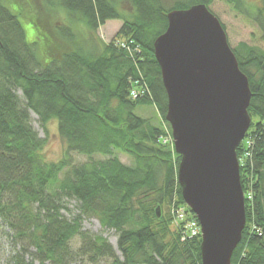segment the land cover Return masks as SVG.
<instances>
[{"label": "trees", "instance_id": "obj_1", "mask_svg": "<svg viewBox=\"0 0 264 264\" xmlns=\"http://www.w3.org/2000/svg\"><path fill=\"white\" fill-rule=\"evenodd\" d=\"M259 1L252 9L242 0H229L258 26L264 41V0ZM44 4L78 17L91 34L109 21L123 24L114 41L98 50L78 41L71 27L49 33L34 19L26 24L24 1L0 0V219L22 247L9 264H202V238L182 241L179 228L172 231V213L164 214L187 205L177 177L181 156L174 144L163 143L172 130L154 43L167 30L171 11L197 4L211 10L213 0ZM24 23L36 29L29 31H34L33 42ZM43 39L47 48L42 52ZM232 49L252 92V122L238 158L243 190L251 187L254 193L252 205L246 200V227L232 264H264V49L246 43ZM139 81L149 93L133 99L131 90ZM139 105H154L162 124L138 116ZM32 113L45 133L57 121L68 153L90 160L80 165H72L69 157L46 161L47 140L34 128ZM119 154L131 157L133 164H124ZM98 155L103 158L95 159ZM64 195L79 203L80 214L72 220L62 214ZM84 216L115 229L122 258L106 238L83 230ZM254 225L262 228V236ZM76 238L80 246L75 249ZM30 249L35 250L31 261L26 259Z\"/></svg>", "mask_w": 264, "mask_h": 264}, {"label": "water", "instance_id": "obj_2", "mask_svg": "<svg viewBox=\"0 0 264 264\" xmlns=\"http://www.w3.org/2000/svg\"><path fill=\"white\" fill-rule=\"evenodd\" d=\"M154 53L181 156L182 197L202 230V264H232L246 227L238 149L252 122L249 79L222 22L205 4L171 11Z\"/></svg>", "mask_w": 264, "mask_h": 264}, {"label": "rangeland", "instance_id": "obj_3", "mask_svg": "<svg viewBox=\"0 0 264 264\" xmlns=\"http://www.w3.org/2000/svg\"><path fill=\"white\" fill-rule=\"evenodd\" d=\"M25 3L24 14L29 18L24 17V21L29 25L31 19L37 25H40L45 32L53 33L55 29L59 27H71L75 35H77L78 41L87 42L88 46L93 45L98 50L103 48L104 44H110L114 41L116 34L122 27V21L114 20L107 22L102 26L97 32L91 34L88 28L84 25L82 21H78V17L74 15L67 14L62 8L57 6V9H47L44 0H22ZM245 6H249L252 9L260 4L259 0H242ZM57 2V0H55ZM18 8V6H16ZM23 7V6H22ZM60 8V9H59ZM212 12L220 19L222 22L227 36L229 44L232 48L238 47L241 43H246L251 46L259 47L264 49V41L262 40V34L258 26L253 23L248 17L243 15L241 12L234 9V6L230 4L229 0H213V4L210 6ZM24 27L28 33V41L33 42L31 34L36 30L33 26ZM31 27H33L32 32H29ZM43 39L39 46L42 48L43 52L46 47V42ZM118 43V41L116 42ZM82 44V43H81ZM82 47L84 45L82 44ZM23 99L22 93H18ZM135 113L145 119L151 120L154 124L160 125L163 120L154 105H139ZM256 121V119H254ZM32 122L36 131L39 133L40 137L46 138L47 143L43 151L45 160L48 162H57L65 157H69L72 165H80L88 162L90 159L85 156L75 152L68 153V145L66 141L60 136L58 131L57 121H52L48 125V133H45L44 129L40 126L38 122V117L32 113ZM121 161L124 164L132 165V158L126 154H119ZM103 158L102 156H95V159ZM264 189V183H263ZM62 204V214L68 220L74 219L80 214L79 203L75 198L69 196H63L61 200ZM172 208L169 210L165 209L164 214H169L171 216ZM175 224L171 225L172 231L175 229ZM82 228L84 231L89 232L93 235H101L106 238L114 247L117 255L122 258L118 251V239L119 234L115 229L105 228L101 225L99 219L95 216H84L82 222ZM12 232L6 228L0 219V264H9L12 260V256L16 251L22 249L20 244L12 237ZM72 246L76 249L80 246V241L78 238L74 239ZM34 249H30L29 253H26V259L31 261L33 259L32 253ZM39 264V262H36ZM50 264V263H46ZM70 264H88L86 261L74 260ZM99 264H110V260H103Z\"/></svg>", "mask_w": 264, "mask_h": 264}, {"label": "built area", "instance_id": "obj_4", "mask_svg": "<svg viewBox=\"0 0 264 264\" xmlns=\"http://www.w3.org/2000/svg\"><path fill=\"white\" fill-rule=\"evenodd\" d=\"M123 47H125V44H122ZM140 82V83H139ZM135 83V86L131 90V97L133 99H139V98H145L148 93L149 89L145 82L139 81ZM248 141V145H250V141ZM163 143H172L173 144V137L167 136L163 138ZM246 156H249L248 153H246ZM252 188H248L246 190L245 198L248 201L249 204L252 205L254 195H253ZM172 217L174 218V224L177 228H179L181 232V239L182 241L188 240V239H194L201 237L202 230L199 221L188 211V208L185 206H177L172 208ZM253 230L259 235H263V230L260 227H257L256 225L253 226Z\"/></svg>", "mask_w": 264, "mask_h": 264}]
</instances>
